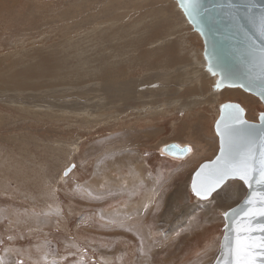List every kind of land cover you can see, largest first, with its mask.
Listing matches in <instances>:
<instances>
[{"label": "rangeland", "instance_id": "rangeland-1", "mask_svg": "<svg viewBox=\"0 0 264 264\" xmlns=\"http://www.w3.org/2000/svg\"><path fill=\"white\" fill-rule=\"evenodd\" d=\"M36 49L59 60L52 85L10 82ZM0 62V248L17 264H212L247 186L229 179L202 199L192 174L218 152L222 103L251 121L264 105L215 88L177 0H0ZM171 142L191 150L169 155Z\"/></svg>", "mask_w": 264, "mask_h": 264}, {"label": "water", "instance_id": "water-1", "mask_svg": "<svg viewBox=\"0 0 264 264\" xmlns=\"http://www.w3.org/2000/svg\"><path fill=\"white\" fill-rule=\"evenodd\" d=\"M177 2L193 29L203 38L204 56L207 60L206 68L211 73L217 75L215 88L221 89L225 86L240 87L246 92L260 98L264 105V73L261 72L258 66L261 50L264 49V34H261L258 30L260 17L264 16V0H198L197 11L192 16L186 15L182 6V0H177ZM218 82L220 83L219 88L216 87ZM226 104L239 105L243 109L239 103L234 101H227L220 105L219 115L214 124V130L219 140V149L213 159L201 162L193 172L190 184L192 192L194 181L199 184L202 175L212 169L218 157L222 155V136L220 133L224 131L225 125L230 122L228 120V112L222 111V106ZM261 114H264V112L259 114L258 121H251L245 118L243 109L241 118L246 124L235 128L236 137L239 139L248 131H253L258 140L260 133L264 132V126H262L264 122L260 119ZM249 126L252 127L250 128ZM224 147L227 150L226 142L224 143ZM179 148L188 147L171 142L165 145L163 150L167 154L176 157L188 154L186 152L183 155H177L176 151ZM73 167L74 164H71L63 174L68 173ZM223 184L212 191L207 198ZM245 185L247 186V191L243 198L225 212L228 213L227 216L224 213V233L220 240L218 253L212 264H225L222 245L225 242L226 236L229 239L232 238L233 222L236 219L234 213L236 215L241 214L242 210L246 207V199L253 192H264V185H257L255 182L252 183L251 187L247 184ZM197 197L201 198L200 196ZM261 223H264V217H259L253 221V224L256 225ZM253 234L256 236L264 235L258 232Z\"/></svg>", "mask_w": 264, "mask_h": 264}, {"label": "snow or ice", "instance_id": "snow-or-ice-1", "mask_svg": "<svg viewBox=\"0 0 264 264\" xmlns=\"http://www.w3.org/2000/svg\"><path fill=\"white\" fill-rule=\"evenodd\" d=\"M182 6L186 15L192 16L197 11L198 0H182ZM258 30L264 34V16L260 17ZM258 66L264 73V49L261 50ZM216 87H220L219 82ZM222 111L228 112L230 121L220 133L222 155L218 157L213 168L202 175L199 184L195 181L193 183V192L201 198H207L229 178H239L249 187L253 182L264 185V132L260 133L258 140L253 131H248L238 139L235 128L246 124L241 118L243 109L239 105L226 104L222 106ZM260 119L264 122V114H261ZM225 142L227 150L224 147ZM190 150V148H179L176 154L183 155ZM65 174L67 175V172ZM245 205L240 215L234 213L236 219L233 222L232 238L226 236L222 245L225 264H264V235L253 234L257 232L264 234V223L253 224L257 218L264 217V192H253L246 199ZM225 215L227 216L228 213Z\"/></svg>", "mask_w": 264, "mask_h": 264}, {"label": "bare ground", "instance_id": "bare-ground-1", "mask_svg": "<svg viewBox=\"0 0 264 264\" xmlns=\"http://www.w3.org/2000/svg\"><path fill=\"white\" fill-rule=\"evenodd\" d=\"M116 48V47H115ZM37 51H39V52H37L36 53V51H34L31 55H30V57H29V61H31L30 62V64H28V65H21V69L18 71V72H16V74H15V76L14 77H10V82H12V83H14V84H18L19 82H21V78L22 77H28V83L29 84H32V83H34V82H38V81H42L43 83H45V84H48V85H52V83L50 82V80H48V81H44V79L45 78H48V79H50V73H48V72H50V71H56L58 68H59V66H58V63H59V60H57V59H54V55L52 54V62L54 63H57L56 65H55V63H54V66L53 67H51V66H48V64L46 65L45 63H48V62H42L41 63V59H42V61L44 60V58L43 57H45V56H48V55H46V54H44V52H41L40 53V49H36ZM101 50H103V49H101ZM102 52V51H101ZM47 54H49L48 52H47ZM49 57V56H48ZM48 57H47V59H48ZM51 57V56H50ZM36 59V60H35ZM51 60V59H50ZM39 61V63H41V64H36L37 62ZM61 61V60H60ZM2 62V61H1ZM0 62V63H1ZM24 62V61H23ZM51 63V62H50ZM61 63V62H60ZM11 64V63H10ZM14 64V63H13ZM22 64V63H21ZM109 65V64H108ZM12 66H14V67H19L20 66V64L18 63V64H16V65H12ZM105 65H103V66H100V67H104ZM110 66V65H109ZM6 68H7V65H6ZM6 68L5 67H3V71L4 70H6ZM0 69H1V67H0ZM11 69L12 68H8L7 69V71H11ZM2 70V69H1ZM15 71V70H14ZM12 72H13V70H12ZM0 75H2V74H0ZM13 74H11V76H12ZM37 76V77H36ZM9 76H5V75H3V77H0V79H4L3 80V83L2 84H7V82H8V78ZM224 97H231V99L232 98H238V99H243L244 98V96H243V93L241 94V93H238V92H230V91H226V93L224 94ZM227 99V98H226ZM137 136V135H136ZM136 136H135V138H136ZM202 139V138H201ZM203 148V147H202ZM203 151V150H202ZM121 152H122V154H123V150H121ZM125 154V153H124ZM191 160H193V159H191ZM191 160L189 159L186 163H185V165H191ZM187 166V167H188ZM181 169H183V167L181 168ZM144 171V170H143ZM172 178V177H171ZM237 188H239L240 189V185L238 184V183H231V184H229L227 187H226V189L225 190H227V191H230L231 192V190H233V189H237ZM140 189V188H139ZM224 190V189H223ZM226 192V191H225ZM228 193V192H227ZM234 193V192H233ZM161 194H163V192H161ZM224 194V193H223ZM236 194V193H235ZM238 194H240V193H238ZM155 195V197L154 198H152L151 200H152V203H154L153 204V209H156L157 210V207H156V203H160V205H161V203L163 202V200L162 199H166L164 196H161V197H158V195L157 194H154ZM237 195V194H236ZM237 196H239V195H237ZM176 197H179V196H177L176 195V193H173V194H170L169 195V199H167V202H166V204L168 205L167 207H169V208H172V207H176L177 208V206H178V199H174V198H176ZM235 197V196H234ZM147 198H150L149 196L147 197ZM215 198V197H214ZM236 199V198H235ZM214 202V201H213ZM181 203V206L183 205V202L181 201L180 202ZM216 203V202H215ZM214 203V204H215ZM203 205H205V203L203 204ZM203 205H201V206H203ZM197 206V205H196ZM206 206H207V203H206ZM160 207V206H159ZM193 207V206H192ZM213 207H214V205H213ZM168 208V209H169ZM195 208V207H194ZM197 208V207H196ZM203 208V207H202ZM208 208H210V207H208ZM207 208V209H208ZM211 208H212V206H211ZM167 209V208H166ZM173 209V208H172ZM205 209V208H204ZM217 209V208H216ZM216 209H214V210H216ZM159 210V209H158ZM169 210H171V209H169ZM205 211H206V209H205ZM203 213H205V212H203ZM201 214V213H200ZM218 214V213H217ZM216 214V215H217ZM220 215V214H219ZM214 217V212L212 211V209H211V211H208V213H206V215H202V218H203V220H208L209 221V219L210 218H213ZM201 219V218H200ZM218 219V218H217ZM213 221V220H212ZM215 221H217V220H215ZM211 222V221H210ZM214 223V222H213ZM212 224V223H211ZM208 230L211 232L212 230H213V226H210V227H208Z\"/></svg>", "mask_w": 264, "mask_h": 264}, {"label": "crops", "instance_id": "crops-1", "mask_svg": "<svg viewBox=\"0 0 264 264\" xmlns=\"http://www.w3.org/2000/svg\"><path fill=\"white\" fill-rule=\"evenodd\" d=\"M3 217L0 216V244L2 243V231H1V226ZM15 250L14 247L11 245H5L0 248V264H17V259L14 255Z\"/></svg>", "mask_w": 264, "mask_h": 264}]
</instances>
